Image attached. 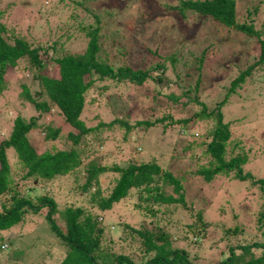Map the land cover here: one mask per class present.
I'll use <instances>...</instances> for the list:
<instances>
[{"label": "trees", "instance_id": "obj_1", "mask_svg": "<svg viewBox=\"0 0 264 264\" xmlns=\"http://www.w3.org/2000/svg\"><path fill=\"white\" fill-rule=\"evenodd\" d=\"M46 1L44 7L35 9L32 25L26 26L29 33L30 28L35 30L34 39L21 30L22 25L14 23L16 20H9V7L0 8V264L4 260L2 252L10 257L11 264L31 263L23 248L14 250L12 244H6V235L18 229L20 239L28 241L31 235L33 242L40 241L37 219L40 225L45 220L55 236L54 248L61 253L56 264H264V177L255 179L244 171L247 151L236 137L232 138V121L225 119L222 110L247 77L264 66V26L256 27L253 18L264 0L247 5L240 21L236 0H179L167 5L187 28L201 19L256 43L257 54L222 86L219 98L210 106L200 94L202 70L213 41L207 40L204 45L196 36L187 42L176 39L172 50L160 54L158 46L151 49L146 40H140L159 61L146 68L127 62L114 67L109 63V49L101 41L99 15L91 14V22L85 12H89L88 4L115 7L120 4L118 0H71L73 5L65 0ZM20 17L24 19V15ZM166 20L174 21L168 15L145 27H156ZM79 35L86 38L84 49L68 51L65 46L78 41ZM120 53L125 55L126 51ZM15 68L29 72L37 89L31 91L21 83ZM191 77L193 83L185 82ZM13 78L19 89L18 104L12 101L14 112L8 114L10 103L4 96L13 88ZM97 82L136 88L150 82L152 100L162 97L166 103L152 105V116L132 121L113 116L91 125L83 114L98 104V96H92ZM25 106L32 108L30 115L23 114ZM176 107L182 114H175ZM157 126L161 130L178 128L176 138L186 137L182 150L195 147V152L188 155L195 161L192 175L210 182L226 174L231 179L249 181L252 187L257 185L260 204L253 221L257 224L254 229L261 228L260 238L239 237L242 230L238 225L226 227L221 235L223 246L208 257L199 255L200 241L210 222L198 210L193 213V223L182 224L176 215L184 213L189 203L178 176L162 166L158 154L145 157L142 150L133 155L138 139ZM117 127L123 128L119 146L128 139L127 154L132 159L108 166L95 157L96 146L106 141L102 131H115ZM132 131L139 136L130 140ZM200 133L202 140L198 138ZM12 156L14 160H10ZM13 168L22 171L21 184L24 180L36 181L43 192L31 193L35 186L29 190L21 187L13 178ZM68 178L74 185L65 187L62 181ZM121 204L131 218H140L136 222L126 221L120 214L112 218Z\"/></svg>", "mask_w": 264, "mask_h": 264}, {"label": "rangeland", "instance_id": "obj_2", "mask_svg": "<svg viewBox=\"0 0 264 264\" xmlns=\"http://www.w3.org/2000/svg\"><path fill=\"white\" fill-rule=\"evenodd\" d=\"M65 1L73 5L71 0ZM236 1L237 19L240 21L246 15V6L258 0ZM46 2V0H0V8L9 7L8 10L11 11L8 15L9 20H16L14 23L22 25L21 30L26 35H32L34 39L37 35L35 30L30 28L29 33L26 30V26L32 25L35 21V9L44 7L42 3L46 4ZM177 2L179 0H120V2L118 0L116 3L120 4L115 5V7H100L97 2L96 4H88L89 12H85V15L89 21L91 20V14L99 15L101 41H104V46L109 49V63L114 67L127 62L146 68L159 61L157 56L151 54L145 46L140 44V40H146L151 49L158 46V53L160 54H166L168 50H172L173 42L176 39L187 42L189 37L196 36L199 44L204 42V45L207 40L213 41L215 44L208 48L207 58L202 70L203 82L200 94V98L210 106L219 98L222 86L257 54L256 43L252 39L246 40L244 36L236 31L228 32L223 27H217L213 23L201 19L194 21L192 26L189 27L190 29L187 28L188 25L184 21L166 8L167 5ZM107 8L109 9L108 13L105 12ZM20 14L24 15V19L22 17L17 18ZM168 15L174 21H160L156 27H145L147 23L152 22L154 19H162V17H167ZM253 18L256 27H259V25L264 26V3L261 2L259 11ZM133 24L136 26L130 28ZM141 24H143V27ZM183 29L185 32H183ZM198 32L201 34L199 35ZM127 33L128 35L131 33L130 36ZM152 33L153 36L151 37ZM208 35L210 36L208 37ZM85 39V37L80 36L78 41L72 42L71 45L65 46V48L70 52H81L85 47ZM120 51H126V54L124 53L125 55H123ZM139 58L142 60L139 61ZM15 70L17 71L16 77H20L21 83L27 84L31 91L37 89V84L33 81L29 72L16 68ZM195 75L196 73H194L193 78ZM170 76H173V74ZM193 78L184 80L185 82L193 83ZM102 83L106 84L105 82L95 83L96 87L92 92V96H98V104L86 109L83 114L87 121L90 120L88 123L91 125H94L99 120L108 121L113 116L131 121L146 115L152 116L150 109L152 105H163V103H166L162 97L152 100L153 87L150 82L138 86V89L129 85H116L112 82L107 83L105 88ZM12 87L11 91L4 96L6 103H10V107L7 110L8 114H13L14 112L15 106L12 101L18 104L16 98L19 89L16 87L15 80ZM106 91H109L107 92L108 95L102 97V95L105 96ZM152 102L154 104H151ZM26 108L27 106L22 110L25 116L33 112L31 107L30 109ZM175 110L176 115L182 114L178 107ZM222 110L225 119L232 121L230 124L232 138L236 137L247 151L248 161L243 165L244 171H249L255 179L264 177V66L260 70L253 71L252 75L247 77L244 84L229 96ZM4 124L7 125V122L5 121ZM122 132L123 128L120 127H117L115 131L111 129L102 131L106 141L102 146L97 145L96 148L98 149L95 151V157L101 163L110 166L113 163L123 164L126 159H132L128 158L129 154H127L129 152V140H124L121 142L122 146H119L120 142L118 139L123 134ZM178 132V128L175 127H168L165 130H161L160 126L150 128L142 135L143 139L141 137L138 139L139 143H136L135 145L137 146L133 147L132 150H136L133 155L142 150L144 154H147L145 157H149L152 154L160 155L162 166L170 169L178 176L185 188V197L189 203L184 213L181 212L176 215V217L179 215L182 224L193 223V213L198 210L210 222L211 225L206 232V236L200 241L199 255L208 257L223 246L224 242L221 235H224L226 227L238 225L242 230L239 237L257 235L260 238L261 228L254 229L257 224L255 223L254 225L253 221V215L260 204L261 191L257 189V185L252 187L249 181L231 179L226 174H219L210 182H204L201 177L192 175L190 169L194 167L195 161L194 158L191 159L188 155L195 152L193 150L196 149L194 147L192 150H182L186 137L184 135L176 138ZM129 135L130 140L139 136L133 131ZM198 138L202 140L204 138L203 134L200 133ZM177 140L179 141L175 143ZM135 158L140 157L136 156ZM141 158H144V156H141ZM10 160H14V157L12 156ZM12 172L14 180L19 181L21 187L29 190L30 187L33 188L35 186L31 193L43 192V188L36 181L24 180V183L21 184L23 180L20 177L21 170L13 168ZM101 181L105 184L106 179L102 178ZM62 183L65 187L74 185L70 178L65 180V182L62 181ZM129 198L131 199V196ZM60 201L61 199L59 198L58 202ZM123 205L125 204L117 205L115 214L112 213L111 215L112 218H116V215L120 214L126 221L136 222L140 217L131 218L127 207L125 208ZM43 209L45 210V208ZM38 221L39 219H37L36 224H39L38 227L40 228L38 229L40 231L38 233L40 241L33 242L31 235L27 238L29 242L22 240L18 235V229H14L8 231L6 244L8 246L12 244V249L14 250L23 248L24 253L27 254L32 264H56L60 260L61 253L59 251L56 252L54 248V246H57L53 238L55 236L49 232L45 220L42 225ZM44 239L47 241H44ZM182 245H186V243ZM190 248L194 249L193 247ZM2 254L4 259L2 264H11L10 257L5 252H2ZM25 258L27 257L25 256Z\"/></svg>", "mask_w": 264, "mask_h": 264}]
</instances>
